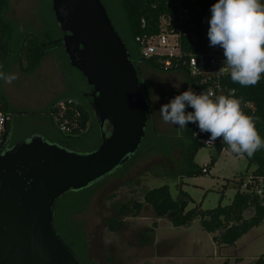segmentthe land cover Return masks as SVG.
<instances>
[{
    "label": "rangeland",
    "instance_id": "obj_1",
    "mask_svg": "<svg viewBox=\"0 0 264 264\" xmlns=\"http://www.w3.org/2000/svg\"><path fill=\"white\" fill-rule=\"evenodd\" d=\"M100 1L114 28L121 32L124 29V14L119 0ZM5 3L4 17L13 29L10 58L19 52L21 38L26 33H34L42 39L62 36L48 10L50 0H5ZM50 50H54L51 59H45L23 77L13 71L7 73H14L17 78L11 84L2 85L8 96L19 104L18 107L40 111L45 106L48 92L57 88L60 80L64 84L62 95L75 100L87 98L91 88L81 73L71 67L69 61L67 63L63 47ZM138 65L151 109L150 124L139 149L141 152L115 172L86 188L61 195L56 200L53 216L58 234L82 264H106L105 261H108L107 264H223L225 260L227 264L228 261L230 264H247L264 255V221L241 237L244 241L240 249H228L218 247L212 240L214 234L203 231L198 219L191 223L190 229L173 226L169 216L157 220L154 225L155 216L148 205H143L135 218L117 214L120 202L142 200L144 190L161 185L168 186L174 200L182 198L180 191L187 195L185 211L199 205L202 209H211L219 202L229 204L235 192V181L240 176L246 181L256 166L255 163L248 164L244 155L233 156L223 149L209 173L187 176L184 157L186 127L181 129L164 123L159 109L179 92L193 89L184 73L158 72L142 63ZM174 84H179V87H173ZM191 110L186 106L185 111ZM50 128V123L43 126L29 123L17 128L8 139L11 143L18 139L27 140L37 132L49 143L57 144L56 132L54 128L50 132ZM259 136L264 139V132ZM100 138L94 120L89 133L70 150L77 153L93 151L98 147ZM211 151L209 145L202 147L196 153L194 162L200 167L207 165ZM255 154L264 158V148L258 149ZM226 182L228 184L220 200ZM248 213L245 212V216ZM111 222H115V232L108 229ZM167 247L170 254L165 261H155L159 250L165 251Z\"/></svg>",
    "mask_w": 264,
    "mask_h": 264
},
{
    "label": "water",
    "instance_id": "obj_2",
    "mask_svg": "<svg viewBox=\"0 0 264 264\" xmlns=\"http://www.w3.org/2000/svg\"><path fill=\"white\" fill-rule=\"evenodd\" d=\"M50 2L69 64L91 88L101 138L95 150L77 153L33 134L2 152L0 264H82L54 226L56 200L123 165L145 133L137 70L101 1Z\"/></svg>",
    "mask_w": 264,
    "mask_h": 264
},
{
    "label": "trees",
    "instance_id": "obj_3",
    "mask_svg": "<svg viewBox=\"0 0 264 264\" xmlns=\"http://www.w3.org/2000/svg\"><path fill=\"white\" fill-rule=\"evenodd\" d=\"M214 2V1H213ZM211 0H119L121 10L124 14V29L118 35L127 47L130 59L134 64L142 62L148 68L158 72H172V68H166L162 64V58L151 56L147 59L140 57V49L135 37L138 35H151L158 32L159 19L162 16L178 15L177 4L180 3L187 9L188 20L196 24L199 31L201 17H203L213 3ZM198 8V9H197ZM6 10L5 0H0V69L4 66L10 54V41L13 37V29L6 21L4 12ZM48 10L52 13L51 2ZM53 15V13H52ZM62 46L60 38L42 39L34 33H26L20 41L19 52L14 55L18 67L24 74L32 72L40 63L44 55L54 47ZM189 49L188 46H186ZM188 81L193 84L194 92H201V87L183 69ZM222 85L226 88L224 95L231 94L240 99L241 110L253 117L255 129L260 135L264 132V74L255 84L242 87L234 83L228 75L223 79ZM89 97L75 100L63 98L53 102L40 114L49 120L56 132L57 144L70 150L78 144L90 131L92 123V110L88 103ZM0 108L8 113L7 104L0 94ZM8 124V123H7ZM6 124V137L8 126ZM187 142L184 150L185 174L187 176H198L209 173L220 152L226 149L233 156L244 155L248 164L255 163L254 170L249 177L253 181L247 183L245 190L241 189L244 180L240 176L235 181V192L229 204L220 202L211 209H202L199 206L185 211L187 195L180 191L181 199L174 200L171 197L167 185L144 190L142 200H131L120 202L117 205V214L123 217L135 218L141 212L143 205H148L156 219L170 217L173 226H189L198 219L203 231L214 234L212 240L218 247H232L249 230L258 227L264 221V199H260L253 190L257 178L264 175V158L255 152L248 156L246 153L236 154L228 150V146L219 137L213 145L209 163L202 167L194 162V157L199 149L206 146L202 141L208 139L207 131L201 133L195 123H187L185 128ZM205 169V171H203ZM228 182L222 187L220 200L224 196ZM245 212H249L245 216ZM155 221H153V224ZM115 222L109 224V230H115ZM223 264H227L225 260ZM249 264H264V255L256 257Z\"/></svg>",
    "mask_w": 264,
    "mask_h": 264
},
{
    "label": "clouds",
    "instance_id": "obj_4",
    "mask_svg": "<svg viewBox=\"0 0 264 264\" xmlns=\"http://www.w3.org/2000/svg\"><path fill=\"white\" fill-rule=\"evenodd\" d=\"M209 11L208 42L222 49L230 79L242 87L255 85L264 74V0H214ZM16 78L0 72L6 84ZM186 106L192 110L185 111ZM159 113L164 123L181 129L195 123L201 133H209V141L219 137L232 153L251 156L264 148L253 117L241 110L240 99L231 93L213 98L187 88L162 104Z\"/></svg>",
    "mask_w": 264,
    "mask_h": 264
},
{
    "label": "built area",
    "instance_id": "obj_5",
    "mask_svg": "<svg viewBox=\"0 0 264 264\" xmlns=\"http://www.w3.org/2000/svg\"><path fill=\"white\" fill-rule=\"evenodd\" d=\"M214 0H211L213 2ZM178 15L162 16L159 19L158 32L151 35H138L135 41L139 45L140 57L147 59L151 56L162 58V64L174 71L186 70L187 74L201 87V92L215 96L224 95L226 88L222 85L223 79L229 70L223 63L224 57L219 46H210L207 38L208 12L201 17L199 31L196 24L188 20L187 9L180 3L177 4ZM198 9V8H197ZM189 47V49L186 48ZM233 91H229L232 93ZM10 121L9 113L0 108V155L6 149V124ZM206 145H213L217 139L202 140ZM205 171V169H203ZM247 177L241 189L247 188V183H252ZM253 190L260 199H264V175L257 178Z\"/></svg>",
    "mask_w": 264,
    "mask_h": 264
},
{
    "label": "crops",
    "instance_id": "obj_6",
    "mask_svg": "<svg viewBox=\"0 0 264 264\" xmlns=\"http://www.w3.org/2000/svg\"><path fill=\"white\" fill-rule=\"evenodd\" d=\"M52 51L54 50H50L48 51L44 57L41 59L40 63H42L43 61H45V59H51V53ZM66 58V61L68 63V59L66 56H64ZM10 59V60H9ZM9 60V62H8ZM7 62L5 63V65L3 66V70H0V72H3L5 71L4 74L7 75V73H10L11 71L15 72L16 74H18L19 76H24L25 74L22 73L18 67V62H17V59L14 57V58H8ZM10 65V67H9ZM70 65V64H69ZM9 67V68H7ZM52 67V66H51ZM11 68V69H10ZM53 69V68H51ZM54 70V69H53ZM172 72H176V71H172ZM179 73H184L182 71H178ZM171 73V72H170ZM185 75V73H184ZM183 75V76H184ZM186 79V75L184 76ZM187 82L191 85L193 91H194V87H193V84L190 83L187 79ZM4 82L2 80H0V94L3 96V99L4 101L6 102L7 104V109H8V113L10 115V121L8 122L7 126H8V130H7V138L8 136H11L13 135V133L16 131L17 128H21L22 126H26L28 125L29 123L30 124H36V125H49V122H48V119L46 117H44L43 115H41L40 113L45 111L48 107H49V104L51 105L54 101H57V100H61L63 98H71L67 95H62V89H63V81L60 80V83H59V86L57 88H53L51 89L48 94H47V100L45 101V106H43L42 109H40V111H31L30 109H25L23 107H18L19 104H17L15 101H13V99H11L9 96H8V93H7V90L4 88V86L2 85ZM52 102V103H51ZM51 125V124H50ZM50 132L52 131V128H50L49 130ZM33 134H39L37 132L33 133ZM18 140H21V139H18ZM210 172V170H209ZM163 219V218H161ZM157 220L159 219H156L153 220L155 222H157ZM157 224V223H156ZM154 224V225H156ZM191 225V224H190ZM190 225L187 226L188 228L187 229H190ZM244 240H241V238L235 243L234 246V249H240L241 246L243 245V242ZM228 249H231V247H228ZM169 252H168V247L165 249V251L163 250H159L158 254H157V257L155 259V261H165L166 257L169 256ZM160 255V256H159ZM230 258V257H229ZM228 258V259H229ZM233 258V257H231ZM236 258V257H235ZM168 260V259H167ZM234 260V259H232ZM153 261V260H152ZM106 264L108 263V261H105ZM250 262H248L247 264H249ZM130 264V263H129ZM228 264H230V261H228ZM241 264V263H240Z\"/></svg>",
    "mask_w": 264,
    "mask_h": 264
},
{
    "label": "flooded vegetation",
    "instance_id": "obj_7",
    "mask_svg": "<svg viewBox=\"0 0 264 264\" xmlns=\"http://www.w3.org/2000/svg\"><path fill=\"white\" fill-rule=\"evenodd\" d=\"M140 63H142V62H139V63H137V64H135V67H136V70H137V75H138V79H139V88H140V90H141V93H142V95H143V97H144V99L147 101V107H146V116H147V120H146V127H145V133H144V137L142 138V140H141V142H140V145H141V143H142V141H143V139L146 137V132H147V127L149 126V124H150V118H151V109H150V106H149V101H148V99H147V97H146V95H145V84H144V82H143V79H141V73H140V71H139V65L138 64H140ZM143 64V63H142ZM90 100H91V98L89 97V99H88V103H90ZM92 122L95 120V117H94V114H93V112H92ZM98 125V124H97ZM98 128H99V125H98ZM103 130H105L106 132L109 130V126H108V124L107 123H104V125H103ZM99 132H100V129H99ZM14 143V142H13ZM13 143H11L10 142V140L8 139V141H7V144H6V149H8V148H10L11 147V145L13 144ZM140 145H139V147H138V149L135 151V153L134 154H132L130 157H129V159H131L132 157H134V156H136L139 152H141V151H139V149H140ZM129 159L127 160V161H129ZM126 161V162H127ZM125 162V163H126ZM124 163V164H125ZM123 164V165H124ZM120 167H122V165L120 166ZM120 167H118V168H116L114 171H112V172H115L117 169H119ZM111 172V173H112ZM110 174V173H109ZM111 224V223H110ZM115 226V225H114ZM108 229H109V226H108ZM115 230H116V228H115ZM115 230H114V232H115Z\"/></svg>",
    "mask_w": 264,
    "mask_h": 264
}]
</instances>
